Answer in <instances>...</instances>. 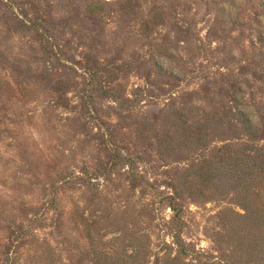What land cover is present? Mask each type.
Wrapping results in <instances>:
<instances>
[{
  "label": "rangeland",
  "instance_id": "1",
  "mask_svg": "<svg viewBox=\"0 0 264 264\" xmlns=\"http://www.w3.org/2000/svg\"><path fill=\"white\" fill-rule=\"evenodd\" d=\"M236 94L264 113V0H0V264H166L174 184L187 261L264 264L203 193Z\"/></svg>",
  "mask_w": 264,
  "mask_h": 264
},
{
  "label": "trees",
  "instance_id": "2",
  "mask_svg": "<svg viewBox=\"0 0 264 264\" xmlns=\"http://www.w3.org/2000/svg\"><path fill=\"white\" fill-rule=\"evenodd\" d=\"M235 100H237L235 104L223 108L225 114L222 116L228 115L230 120L220 118L221 123H229L232 126L230 128L233 129L234 138L232 143L226 142L216 147L209 157H205V163L201 166L204 184L208 188L214 185L216 187L209 188L203 193L212 196L221 188L235 194L237 202L245 212L223 209L218 213V218L228 230L238 232L236 238L238 246L247 239L254 244L253 253L247 252L246 258L256 260L257 242L264 241V113L260 114L255 110L254 105L247 99L243 98L240 101L238 94ZM222 175L227 176L226 180L217 183L216 178ZM173 189L174 194L169 196L170 206L174 211L170 227L173 228L171 232L177 253L174 256L166 253L163 258L166 264H191L186 257L198 253H191L180 234L185 223L181 206L177 202L180 191L176 184L173 185ZM220 239H223L222 235ZM262 259L264 260V246Z\"/></svg>",
  "mask_w": 264,
  "mask_h": 264
}]
</instances>
